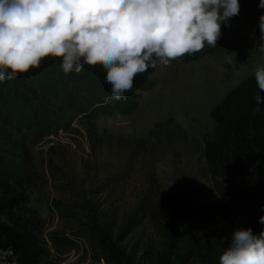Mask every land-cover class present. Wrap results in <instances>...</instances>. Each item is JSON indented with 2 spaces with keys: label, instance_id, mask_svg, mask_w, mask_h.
Masks as SVG:
<instances>
[{
  "label": "rangeland",
  "instance_id": "rangeland-1",
  "mask_svg": "<svg viewBox=\"0 0 264 264\" xmlns=\"http://www.w3.org/2000/svg\"><path fill=\"white\" fill-rule=\"evenodd\" d=\"M259 4L260 0L255 6L250 0L239 1V14L221 24L216 47L205 44L201 51L185 54L168 66L158 62L156 68L149 67L143 74L153 85L146 90L133 86L129 92L136 95L138 107L129 114L96 111L87 117L82 113L94 99L92 93L104 98L99 86L111 87L106 70L99 65H85L78 73L83 75L75 79L74 74L60 77L56 72L43 78L53 91L44 128H26L25 113L13 106V122L26 129L35 170L27 187V206L16 212L24 213L37 227L53 264H105L87 237L75 241L73 233L85 228L69 212L78 213L79 207H74L84 194L96 193L104 209L115 211L118 223L139 210L138 224L126 240L136 244L139 253L161 246L154 224L138 207L141 201L150 206L167 200L198 218L203 223L201 236L228 234L229 225L242 217L234 208L209 214L216 188L206 170L203 149L213 135V108L258 66H264V52L259 51L264 8ZM53 77L60 84L55 86ZM105 185L110 186L108 190L97 193ZM0 218L5 220L1 213ZM63 235L74 239L72 247L65 243L56 247L51 241ZM11 254L0 249V264H13L8 259Z\"/></svg>",
  "mask_w": 264,
  "mask_h": 264
},
{
  "label": "trees",
  "instance_id": "trees-1",
  "mask_svg": "<svg viewBox=\"0 0 264 264\" xmlns=\"http://www.w3.org/2000/svg\"><path fill=\"white\" fill-rule=\"evenodd\" d=\"M239 1L246 4L248 0ZM250 2L252 6L257 4V0ZM249 15L248 12L247 17ZM251 20L254 24L255 20ZM50 72H56L60 77L65 75L62 59L46 57L39 68H32L12 80L0 81V213L5 216V220L0 218V249L12 253L8 259L13 264H53L48 259L49 252L41 244L37 227L24 213L16 212L27 206V187L35 170L24 133L26 129L13 122L11 112L13 106L23 110L26 128L45 127L50 111L48 96L53 91L46 87L43 78L47 80ZM67 74H74L75 79L83 72ZM52 80L55 86L60 84L56 77ZM152 85L144 74L134 78L136 89L146 90ZM258 92L254 74L230 90L211 111L215 122L213 135L204 142L206 170L216 188L215 205L209 214H221L226 208L243 213L229 225L228 234L207 232L201 236L203 223L198 218L177 210L167 200L150 206L144 200L138 207L154 224L161 246L149 247L139 253L136 244L132 246L126 241L138 224L139 210L118 223L115 211L104 209V203L95 193L84 194L76 202L78 205L74 203L77 205H73L74 208L79 207L78 213L69 212L87 230L85 234V230L75 231V241L87 237L97 258L105 264H219L220 255L230 244L235 229L251 228L256 235L264 231V224L259 222L264 216V105L260 112H254V96ZM99 93L104 98L100 100V96L92 93L97 100H91L83 109L84 116L113 110L129 114L138 107L136 95L129 91L125 93L126 98L115 100L111 87L104 84L99 86ZM260 95L264 97V92ZM109 187L105 185L97 193L105 192ZM51 241L56 247L57 243L69 247L75 243L66 235L52 237Z\"/></svg>",
  "mask_w": 264,
  "mask_h": 264
},
{
  "label": "clouds",
  "instance_id": "clouds-1",
  "mask_svg": "<svg viewBox=\"0 0 264 264\" xmlns=\"http://www.w3.org/2000/svg\"><path fill=\"white\" fill-rule=\"evenodd\" d=\"M259 6L264 8V0ZM239 0H0V81L12 80L46 57L62 59L65 74L85 65L106 70L112 98L124 99L134 78L158 62L216 47L221 24L239 14ZM264 52V16L260 17ZM264 105V66L254 72ZM264 224V216L259 218ZM219 264H264V231L237 228Z\"/></svg>",
  "mask_w": 264,
  "mask_h": 264
}]
</instances>
